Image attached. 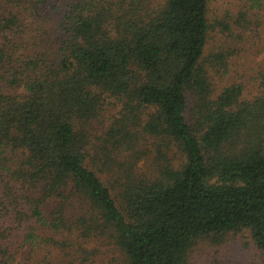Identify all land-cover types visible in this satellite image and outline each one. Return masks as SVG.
Instances as JSON below:
<instances>
[{
	"label": "trees",
	"instance_id": "trees-1",
	"mask_svg": "<svg viewBox=\"0 0 264 264\" xmlns=\"http://www.w3.org/2000/svg\"><path fill=\"white\" fill-rule=\"evenodd\" d=\"M246 44L263 54L264 0H0V264L100 243L194 264L243 231L264 252V59L253 93L222 83Z\"/></svg>",
	"mask_w": 264,
	"mask_h": 264
},
{
	"label": "rangeland",
	"instance_id": "rangeland-1",
	"mask_svg": "<svg viewBox=\"0 0 264 264\" xmlns=\"http://www.w3.org/2000/svg\"><path fill=\"white\" fill-rule=\"evenodd\" d=\"M237 4L238 0H209V16L217 18L224 10H236ZM224 37H227L226 34L220 32L217 27L210 31L206 54L215 52ZM244 48H248L247 52L242 53L244 57L231 62L230 72L223 77L222 83L232 80L243 81L250 94L256 89L252 80L254 62L257 63L259 59L263 60L264 52L257 56L252 53L248 45ZM88 246H91V243ZM97 246L99 248L96 254L98 258H94V264H104L113 253L101 243ZM112 257H118V253L115 251ZM192 260L194 264H264V252L256 246L249 232L243 231L228 235L221 245H212L207 241L198 244L192 252Z\"/></svg>",
	"mask_w": 264,
	"mask_h": 264
}]
</instances>
